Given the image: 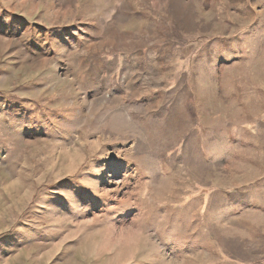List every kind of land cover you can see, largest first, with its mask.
Here are the masks:
<instances>
[{"label":"rangeland","instance_id":"obj_1","mask_svg":"<svg viewBox=\"0 0 264 264\" xmlns=\"http://www.w3.org/2000/svg\"><path fill=\"white\" fill-rule=\"evenodd\" d=\"M52 1L0 0V264H264V0Z\"/></svg>","mask_w":264,"mask_h":264},{"label":"crops","instance_id":"obj_2","mask_svg":"<svg viewBox=\"0 0 264 264\" xmlns=\"http://www.w3.org/2000/svg\"><path fill=\"white\" fill-rule=\"evenodd\" d=\"M66 1H67V0H65V2H66ZM68 2H69L68 4H71V2H73V0H68ZM115 3H116V2H115ZM51 5H52L53 8H54V6H56L57 4H56V2L53 0V1L51 2ZM60 10H61V9H59V11H60ZM65 10H68V13L71 12L70 9H65ZM65 10H64V11H65ZM64 11H62V12L60 11V13L57 15V13H55V12H57V11L53 10V11H52V16H51V18H52V19H53V18H55V19H56V18H57V19H61L62 16H65V15L67 14V12H64ZM119 11H120V10H119ZM119 11H118V12H119ZM54 13H55V14H54ZM56 15H57V16H56ZM51 18H50V19H51ZM53 21H54V20H53Z\"/></svg>","mask_w":264,"mask_h":264}]
</instances>
